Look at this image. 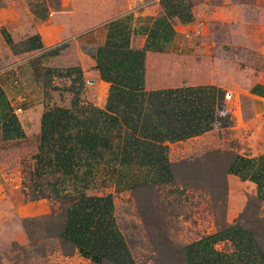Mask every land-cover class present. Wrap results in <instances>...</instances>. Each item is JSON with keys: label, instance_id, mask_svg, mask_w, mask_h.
Masks as SVG:
<instances>
[{"label": "crops", "instance_id": "0c3cea01", "mask_svg": "<svg viewBox=\"0 0 264 264\" xmlns=\"http://www.w3.org/2000/svg\"><path fill=\"white\" fill-rule=\"evenodd\" d=\"M0 4V145L12 148L20 143L35 149L30 172L38 177L54 175L47 183L50 196L70 199L59 209L57 237L73 256L88 264H131L132 255L116 221L119 200L128 196L130 187L151 186L161 177L158 187L168 183L158 171L159 163L143 165L130 153V131L121 119V100L113 94L111 103L119 104L116 109L106 107L109 84L95 68L96 50L112 49L118 53L117 61L127 57L126 50L142 52L144 91L211 86L229 92L223 79L233 74L247 87L242 95L254 97L253 91L260 86L258 76L240 74L229 57L225 61L193 44L202 24H198L192 0H70V5L61 4L43 18L30 14L22 4L14 7L15 1L7 5L1 0ZM204 15L213 18L212 13ZM29 38L39 47L29 45ZM61 43L66 45L50 55ZM57 109L71 116L64 136L53 133L55 127H51L50 138L42 144L41 116ZM244 111L239 106L241 115ZM234 120L238 125L236 115ZM131 138L144 140L138 132ZM70 141L74 157L66 159L63 149ZM175 143H161L167 147L168 163V150ZM248 148L251 143L237 152L245 178L226 175L222 226L184 242V264H264V250L242 220L247 198L264 197L263 158L251 159ZM95 170L105 176L98 178ZM59 204L41 197L25 206H10L22 218L47 215Z\"/></svg>", "mask_w": 264, "mask_h": 264}, {"label": "rangeland", "instance_id": "374dc122", "mask_svg": "<svg viewBox=\"0 0 264 264\" xmlns=\"http://www.w3.org/2000/svg\"><path fill=\"white\" fill-rule=\"evenodd\" d=\"M2 1L7 5L15 1L14 7L22 4L30 14H38L37 18L50 15L61 4L70 5V0ZM192 2L198 24H202L193 44L225 61L229 57L240 74L258 76L260 86L253 91L254 97L242 95L247 87L240 77L225 75L229 92L223 93L231 97L223 102L229 110L224 127L172 144L168 150L169 183L165 187L132 190L119 200L116 221L132 255L131 264H184L181 245L222 226L226 194L223 170L233 157H239V149L251 143L247 154L251 159L262 157L264 163V1ZM206 13H212L213 18L206 19ZM253 16L255 22L250 20ZM62 45L66 44L55 47ZM238 81L242 82L241 87ZM239 106L245 109L242 115ZM234 115L239 118L238 125ZM10 146L0 145V264H88L58 241L59 209L70 199L50 196L47 183L54 175L38 177L30 172L35 149H26L20 143ZM94 172L100 179L105 176ZM41 197L51 204L59 202V208L42 216L18 218L12 213L11 203L25 206ZM263 198H247L242 220L264 250Z\"/></svg>", "mask_w": 264, "mask_h": 264}, {"label": "trees", "instance_id": "16d2710c", "mask_svg": "<svg viewBox=\"0 0 264 264\" xmlns=\"http://www.w3.org/2000/svg\"><path fill=\"white\" fill-rule=\"evenodd\" d=\"M31 39L29 38L27 43L33 48L39 47V44H35ZM63 46L53 48L50 55H56ZM124 53L127 57L122 56L117 61L118 53L105 47L98 48L92 56L100 79L109 84L110 97H108L106 107L111 110L116 109L117 104H122L121 119L130 131V153L143 165L159 163L158 171L163 177L166 175V183H169L171 176L169 163L164 155L167 147L161 143L182 141L207 132L210 129L208 123L211 120V111L214 107H218L217 101L221 98L223 91L211 86L144 91L142 88V52L126 50ZM113 94L121 100L117 104L114 103L115 105L111 103ZM68 118L70 119L71 116L64 115L63 110L44 112L41 116L40 128L42 144L50 138L53 131L50 130L51 127H55L53 133L63 137ZM47 128L48 132L45 133ZM134 132H138V137L144 140L132 139ZM63 150L67 151L66 159H73L72 142ZM53 155L57 157V151H54ZM86 156V159L90 158ZM239 158L233 157L223 170L222 184L225 191L226 175L231 174L242 180L245 178L244 163ZM57 169L63 170L61 167ZM249 180L255 183L254 177ZM161 181L162 177L151 186L130 187V191L146 187L157 188Z\"/></svg>", "mask_w": 264, "mask_h": 264}, {"label": "built area", "instance_id": "2783aa9c", "mask_svg": "<svg viewBox=\"0 0 264 264\" xmlns=\"http://www.w3.org/2000/svg\"><path fill=\"white\" fill-rule=\"evenodd\" d=\"M63 72H60L59 76H61ZM230 97L231 96L229 94L222 93L221 98L217 101L218 107H214L211 111V120L208 123L210 129L207 132L212 130H221L224 127V121L229 114V110L224 106L223 102L230 100Z\"/></svg>", "mask_w": 264, "mask_h": 264}]
</instances>
